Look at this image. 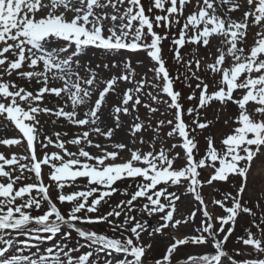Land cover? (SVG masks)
<instances>
[{
	"label": "snow or ice",
	"instance_id": "obj_1",
	"mask_svg": "<svg viewBox=\"0 0 264 264\" xmlns=\"http://www.w3.org/2000/svg\"><path fill=\"white\" fill-rule=\"evenodd\" d=\"M0 132V264H264V0H0Z\"/></svg>",
	"mask_w": 264,
	"mask_h": 264
},
{
	"label": "rangeland",
	"instance_id": "obj_2",
	"mask_svg": "<svg viewBox=\"0 0 264 264\" xmlns=\"http://www.w3.org/2000/svg\"><path fill=\"white\" fill-rule=\"evenodd\" d=\"M165 51H167V49H165ZM89 57H91L92 59H96V57L93 56L92 53H89ZM139 58L142 59L143 56L141 55V57H139ZM135 59H137V57L133 58L134 62H135ZM49 106H51V105H49ZM49 131H51V127H49ZM3 135H5V134L3 132H0V136H3ZM6 135H7L8 138L16 137L18 135V130H15L14 126H9ZM49 150L51 151L53 149H49ZM10 151L11 152H16L17 154H24V149L16 147V146L12 147L10 149ZM90 151L95 152V149H90ZM0 152L8 153L9 149L7 147H5V146L0 145ZM45 172H47V169H45ZM205 175H207V173H205ZM45 182L47 183V177H45ZM121 187H124V185H121ZM223 190H231V186L230 185H224L223 188H222V191ZM203 194H204L206 199L209 198L210 196L215 195L213 190L211 188H208V187L204 188ZM122 198H124V197H121L119 195L114 196L113 197V201H112L113 204H115L117 201H119ZM194 207H195V204L192 202V198L189 196L187 199H183V202L180 205V211L186 213V212L190 211L191 209H193ZM209 210L210 211L212 210V206L211 205L209 207ZM152 222L155 223L154 220ZM199 222H200V217L198 216L197 219H196V224L198 225ZM244 226H245V224H244L243 220H241L236 225L235 234L230 238V241L228 242V248L229 249H235V248H240L241 247V245H239L236 242V236L243 235V227ZM217 227H218V225H217ZM97 229L100 230V231H106V229H105V227L103 225L97 226ZM181 232L187 233V232H190V229L182 228ZM108 234L111 235L110 232ZM74 242H75V235H74L73 243ZM49 243H51V242H49ZM166 243H167V237H157V244H156V247H155L154 255L159 256L163 252L164 245ZM194 251H203V249H196L193 246H182L181 247V256H183L185 252H194ZM240 258H243V257H240Z\"/></svg>",
	"mask_w": 264,
	"mask_h": 264
}]
</instances>
